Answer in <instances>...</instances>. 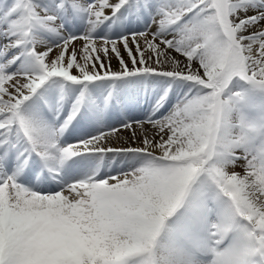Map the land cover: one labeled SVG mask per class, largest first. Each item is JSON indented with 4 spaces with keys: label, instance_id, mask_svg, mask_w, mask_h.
Returning a JSON list of instances; mask_svg holds the SVG:
<instances>
[{
    "label": "snow or ice",
    "instance_id": "1",
    "mask_svg": "<svg viewBox=\"0 0 264 264\" xmlns=\"http://www.w3.org/2000/svg\"><path fill=\"white\" fill-rule=\"evenodd\" d=\"M0 264H264V0H0Z\"/></svg>",
    "mask_w": 264,
    "mask_h": 264
},
{
    "label": "bare ground",
    "instance_id": "2",
    "mask_svg": "<svg viewBox=\"0 0 264 264\" xmlns=\"http://www.w3.org/2000/svg\"><path fill=\"white\" fill-rule=\"evenodd\" d=\"M119 67L118 62L115 58L112 59V68L113 70H117ZM123 135H128V133H123ZM237 170L240 171L241 169L239 168V166L237 167Z\"/></svg>",
    "mask_w": 264,
    "mask_h": 264
}]
</instances>
